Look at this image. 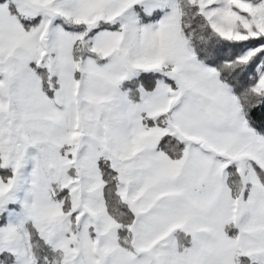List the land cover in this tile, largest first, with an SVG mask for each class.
I'll return each instance as SVG.
<instances>
[{"label":"snow or ice","instance_id":"snow-or-ice-1","mask_svg":"<svg viewBox=\"0 0 264 264\" xmlns=\"http://www.w3.org/2000/svg\"><path fill=\"white\" fill-rule=\"evenodd\" d=\"M0 264H264V0H0Z\"/></svg>","mask_w":264,"mask_h":264}]
</instances>
